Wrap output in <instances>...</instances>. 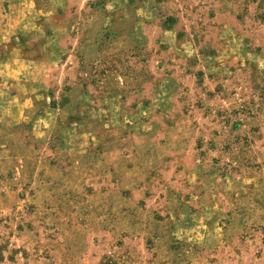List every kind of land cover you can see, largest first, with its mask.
Here are the masks:
<instances>
[{"label":"rangeland","instance_id":"374dc122","mask_svg":"<svg viewBox=\"0 0 264 264\" xmlns=\"http://www.w3.org/2000/svg\"><path fill=\"white\" fill-rule=\"evenodd\" d=\"M0 264H264V0H0Z\"/></svg>","mask_w":264,"mask_h":264}]
</instances>
